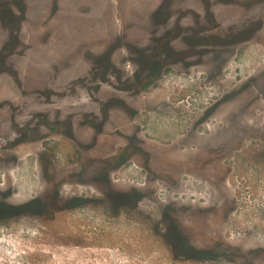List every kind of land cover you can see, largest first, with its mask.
Segmentation results:
<instances>
[{
  "label": "rangeland",
  "instance_id": "374dc122",
  "mask_svg": "<svg viewBox=\"0 0 264 264\" xmlns=\"http://www.w3.org/2000/svg\"><path fill=\"white\" fill-rule=\"evenodd\" d=\"M163 2L35 1L20 84L0 77V139L45 111L76 135L48 125L0 153V264H264V2L217 10L224 27L261 19L252 41L166 63L137 92L83 74L122 34L130 76L126 44H151Z\"/></svg>",
  "mask_w": 264,
  "mask_h": 264
},
{
  "label": "flooded vegetation",
  "instance_id": "af4514ba",
  "mask_svg": "<svg viewBox=\"0 0 264 264\" xmlns=\"http://www.w3.org/2000/svg\"><path fill=\"white\" fill-rule=\"evenodd\" d=\"M36 0H0V77L10 76V78L17 84L19 82L20 69L15 61V57L19 54L26 52L27 46L30 45L28 40H26L24 31H26L27 26L33 24L30 18H33L34 10L39 7V4H35ZM62 1V0H56ZM102 0H100L101 2ZM164 0L162 4H158L155 9H153L152 20L154 27L163 26L162 34L152 36V41L154 43V48L156 51L146 54H151L152 57H157L162 50H164L165 56L167 58L166 63L176 62H188L189 60L195 58H203L204 56L211 55L218 49L223 50L222 54L226 53L228 48H235L237 45L252 41L258 33L262 32V20L248 22V25L237 26L231 24L230 26H222L218 17L217 10L223 6L235 7L244 1H247L245 8L248 6H253L255 3H263L264 0ZM191 3V8L187 11V3ZM196 2L194 5L193 3ZM59 2L56 3L57 7ZM87 8H90L91 2L87 1L85 4ZM250 6V7H251ZM174 14L177 16V21L171 26ZM192 16L193 21L189 24H184L185 18ZM31 37V36H27ZM125 36L120 34L110 46H105L99 52L88 51L87 66L84 68L83 74L88 76V81L91 79L96 82V88L101 87L105 83H111L115 89L127 90L128 92H137L139 90L140 84L130 83L128 84L129 89H125V85L121 81L107 82L109 74H118L117 70L121 71L114 61L111 60L112 64L116 67L115 71L111 68L109 71L107 69V57L106 54L113 51L111 57L115 55L116 51L123 46V41ZM180 38L183 42L181 49H178L173 44ZM127 49L132 55L134 61V70L129 78H135L139 73L141 65L146 62L141 60L140 56L142 53L139 51V47L132 43L126 44ZM152 51V50H151ZM149 51V52H151ZM225 51V52H224ZM220 53V52H219ZM227 57H224L226 60ZM148 64V65H149ZM109 73V74H108ZM75 80V79H72ZM81 82L86 81V79L80 80ZM43 89V88H42ZM47 89V88H44ZM49 94L52 96H57L52 90H48ZM46 101H49L46 99ZM45 101V103H47ZM64 100L59 101L63 104ZM121 100L119 98H112L106 101H99L100 104H105L108 108L114 107V102ZM47 104L52 105L51 101ZM3 105L0 103V109ZM103 109V108H102ZM42 111V108L40 109ZM49 116L50 112H38L34 114L27 124H17L15 126H9L8 136L2 141L0 139V153L6 152L10 154L7 156V160L11 159L12 152L18 149L23 143L29 141L31 137L42 138L43 130L48 127L49 132L52 134H63L60 129L63 124H66L69 128V132L72 131L76 135L74 130V122L72 123L70 119L66 123L62 121H56L54 124H50ZM91 114H87L86 118H90ZM74 121V120H73ZM100 132V131H99ZM205 260V258H199Z\"/></svg>",
  "mask_w": 264,
  "mask_h": 264
},
{
  "label": "trees",
  "instance_id": "16d2710c",
  "mask_svg": "<svg viewBox=\"0 0 264 264\" xmlns=\"http://www.w3.org/2000/svg\"><path fill=\"white\" fill-rule=\"evenodd\" d=\"M154 47L155 46L153 44L152 46L148 47V49L139 50L142 53V55L140 56L141 60L146 61V62H150V63L153 62V63H151V64L146 63L144 65L142 64L140 69H139V73H137L138 75L135 78H133V79L127 78L125 80V82L127 84L124 87L125 89H129L128 84L133 83V82L136 84H140V85H144V84L148 83L151 80V78L156 75L157 71L160 70L162 68V66H164V64H166L167 58L165 56L164 50H162V52H160V54H158L157 57L150 56L151 54H153L156 51V49ZM112 50L106 54L107 63H108L107 69L109 71L112 68L114 70V72H116L115 71L116 67L111 62V55L113 53ZM149 51H151V52H149ZM146 53H151V54H146ZM117 72H118V74H113V75L116 76L117 80L122 82L123 78H122L121 71L117 70ZM107 80H108V78H107ZM125 82H124V84H125Z\"/></svg>",
  "mask_w": 264,
  "mask_h": 264
},
{
  "label": "water",
  "instance_id": "95a60500",
  "mask_svg": "<svg viewBox=\"0 0 264 264\" xmlns=\"http://www.w3.org/2000/svg\"><path fill=\"white\" fill-rule=\"evenodd\" d=\"M183 24V23H182ZM155 26V25H154ZM183 26H185V24L183 25ZM163 26H160V27H156L155 28V34L156 35H161L162 34V30H163V28H162ZM174 43V42H173ZM173 43H171V44H173ZM154 43H153V41L151 40V44H149V45H147V46H139V45H137L138 47H139V50H142V49H148V47H150V46H152ZM174 45V44H173ZM109 46H110V44H109ZM113 57H114V55L111 57V60L113 61ZM132 60V63H133V65H134V61H135V59H131ZM121 74H122V82L124 83L125 82V80L127 79V78H129L128 76H125L124 75V73H123V71L121 70ZM116 81H119V80H117L116 79V76L115 75H113V74H110L109 76H108V80H107V82H116ZM126 83V82H125ZM118 90H120V89H118ZM122 91H127V90H122Z\"/></svg>",
  "mask_w": 264,
  "mask_h": 264
}]
</instances>
